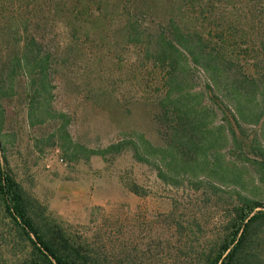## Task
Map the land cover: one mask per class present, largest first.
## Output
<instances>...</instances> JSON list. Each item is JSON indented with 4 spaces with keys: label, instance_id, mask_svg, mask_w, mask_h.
Listing matches in <instances>:
<instances>
[{
    "label": "trees",
    "instance_id": "trees-1",
    "mask_svg": "<svg viewBox=\"0 0 264 264\" xmlns=\"http://www.w3.org/2000/svg\"><path fill=\"white\" fill-rule=\"evenodd\" d=\"M105 62L145 78L158 143L137 131L93 148L72 137L53 105L58 81L93 84ZM17 96L30 126L60 120L51 144L67 160L130 151L166 185L231 187L215 233H198L195 215L173 219L188 237L179 264H264V197L242 192L246 173L264 185V0H0V108ZM0 146V264H125L41 207Z\"/></svg>",
    "mask_w": 264,
    "mask_h": 264
},
{
    "label": "rangeland",
    "instance_id": "rangeland-1",
    "mask_svg": "<svg viewBox=\"0 0 264 264\" xmlns=\"http://www.w3.org/2000/svg\"><path fill=\"white\" fill-rule=\"evenodd\" d=\"M90 74L93 84L83 79L58 81L53 105L71 116L72 137L93 148L137 131L158 143L144 99L145 78L131 79L124 69L106 62ZM100 76L101 81L94 80ZM104 82L103 90L97 88ZM21 99L3 100L0 108V145L8 167L41 207L80 239L97 242L109 255L125 258V264H179L186 256L183 245L188 237L177 232L174 218L184 222L195 215L202 227L198 233L217 231L224 215L222 202L231 187L212 191L166 185L130 151L67 160L51 144L60 120L30 126ZM249 174L243 177L242 192L264 197V185L246 179ZM125 182L136 183L144 194L129 191Z\"/></svg>",
    "mask_w": 264,
    "mask_h": 264
}]
</instances>
